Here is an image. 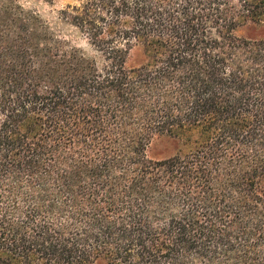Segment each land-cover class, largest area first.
Segmentation results:
<instances>
[{
	"label": "trees",
	"instance_id": "1",
	"mask_svg": "<svg viewBox=\"0 0 264 264\" xmlns=\"http://www.w3.org/2000/svg\"><path fill=\"white\" fill-rule=\"evenodd\" d=\"M27 1L0 0V264H264V0Z\"/></svg>",
	"mask_w": 264,
	"mask_h": 264
},
{
	"label": "rangeland",
	"instance_id": "2",
	"mask_svg": "<svg viewBox=\"0 0 264 264\" xmlns=\"http://www.w3.org/2000/svg\"><path fill=\"white\" fill-rule=\"evenodd\" d=\"M78 0H50V1H43V0H29L25 3V6L41 15L43 18L50 20L52 22L56 21V17L58 12L62 9H65L69 5H78ZM63 32L68 36L72 37L75 43L80 44L83 47H86L85 41L78 36H75V33L67 28L64 29ZM74 33V34H73ZM250 30L246 29L243 32V35H249ZM177 150L175 143L169 138H162L159 139L155 146L154 152L164 155H171L174 154Z\"/></svg>",
	"mask_w": 264,
	"mask_h": 264
}]
</instances>
